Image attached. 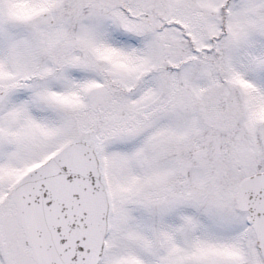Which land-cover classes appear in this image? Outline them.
Returning <instances> with one entry per match:
<instances>
[{
	"label": "snow or ice",
	"instance_id": "6c2138e0",
	"mask_svg": "<svg viewBox=\"0 0 264 264\" xmlns=\"http://www.w3.org/2000/svg\"><path fill=\"white\" fill-rule=\"evenodd\" d=\"M0 264H264V0H0Z\"/></svg>",
	"mask_w": 264,
	"mask_h": 264
}]
</instances>
